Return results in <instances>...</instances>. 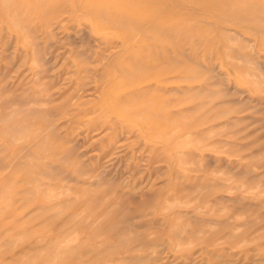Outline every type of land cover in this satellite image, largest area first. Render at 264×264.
Segmentation results:
<instances>
[{"label": "rangeland", "instance_id": "rangeland-1", "mask_svg": "<svg viewBox=\"0 0 264 264\" xmlns=\"http://www.w3.org/2000/svg\"><path fill=\"white\" fill-rule=\"evenodd\" d=\"M204 1L0 0V264H264V27Z\"/></svg>", "mask_w": 264, "mask_h": 264}, {"label": "bare ground", "instance_id": "bare-ground-1", "mask_svg": "<svg viewBox=\"0 0 264 264\" xmlns=\"http://www.w3.org/2000/svg\"><path fill=\"white\" fill-rule=\"evenodd\" d=\"M28 1V0H27ZM111 1V0H110ZM204 1V0H203ZM94 2V1H93ZM116 2V1H115ZM125 2V1H124ZM191 2V1H190ZM205 2V1H204ZM259 3V5L257 4V3ZM27 3H29V2H27ZM36 3H37V0H36ZM88 3V2H87ZM130 3V2H129ZM38 4V3H37ZM3 5V4H2ZM28 5H30V4H28ZM84 5V4H83ZM128 5V4H127ZM132 5V4H131ZM131 5L129 6V7H131ZM192 5V4H191ZM193 5H195V3H193ZM133 7H134V5H132ZM9 7H10V5H9ZM123 7V6H122ZM17 8V7H16ZM135 8H137V7H135ZM250 8H255V10L254 11H257V12H261V13H259L260 14V16H259V18L260 19H262V20H264V0H256V1H254L253 3H251V1H248V0H228L227 1V6L226 7H224L223 8V10H224V12H226L225 14L226 15H224V16H222L220 19L222 20V22H233V23H238L239 21L241 22V19H245V18H242L240 15H239V12H243V13H246V11H251V10H249ZM1 9V8H0ZM4 9V8H3ZM10 9V8H9ZM42 9V8H41ZM128 9H130V8H128ZM37 10V9H36ZM125 10H126V8H125ZM135 11H136V9H134ZM139 10V9H138ZM188 10H190V9H188ZM127 11V10H126ZM130 11V10H129ZM140 11V10H139ZM149 11V10H148ZM191 11V10H190ZM238 11V12H237ZM9 13H10V11H8ZM24 12V11H23ZM121 12H122V10H121ZM134 12V11H133ZM144 11H142V13H143ZM146 12V11H145ZM15 13V12H14ZM17 13V12H16ZM76 13V12H75ZM84 13V12H83ZM191 13V12H190ZM193 13H194V11H193ZM5 14V13H4ZM18 14V13H17ZM136 14V13H135ZM146 14V13H145ZM16 15V14H15ZM21 15H22V13H21ZM130 15H131V13H130ZM140 15V14H139ZM204 15V14H203ZM4 16V15H3ZM144 16V15H143ZM145 16H147V15H145ZM149 16V15H148ZM161 16V15H160ZM191 16H193V15H191ZM191 16H189V18L191 19ZM216 16V15H215ZM18 17H20V16H18ZM94 17V16H93ZM17 18V17H16ZM25 18V17H24ZM188 18V19H189ZM217 18V17H216ZM219 19V18H218ZM217 19V20H218ZM98 20V19H97ZM6 21V20H5ZM190 21V20H189ZM258 21V20H257ZM93 22V21H92ZM97 22V21H96ZM256 22V21H255ZM5 23V22H4ZM95 23V22H94ZM264 23V22H263ZM89 24V23H88ZM226 24H228V23H226ZM10 25V24H9ZM255 25V24H254ZM256 26V25H255ZM51 27V26H50ZM13 28H14V26H13ZM19 28V27H18ZM98 28V27H97ZM102 28V27H101ZM145 29V28H144ZM223 32H226V29H227V27H224V26H222L221 28H220ZM101 30V29H100ZM115 30V29H114ZM117 30V29H116ZM211 30V29H210ZM110 31V30H109ZM112 31H113V29H112ZM92 33V32H91ZM95 33V32H94ZM260 33H262L263 35H264V31L263 32H260ZM106 34H108V33H106ZM111 35V34H110ZM127 35V34H126ZM131 35H129V37H130ZM134 36V35H133ZM220 36L221 37H227V36H225L224 34H220ZM262 36V35H261ZM213 37V36H212ZM197 39V38H196ZM212 39V38H211ZM129 41V40H128ZM197 41H199V40H197ZM200 45V44H199ZM147 52V51H146ZM135 53V52H134ZM181 54V53H180ZM137 56V55H136ZM146 56V55H145ZM111 57V56H110ZM147 58V57H146ZM140 59V58H139ZM142 59V58H141ZM141 59L139 60V61H141ZM79 60V59H78ZM111 60V59H110ZM116 60V59H115ZM90 63V62H89ZM108 63V62H107ZM109 65V64H108ZM110 65H112L111 63H110ZM116 65V64H115ZM139 65V64H138ZM135 66H136V63H135ZM109 67H112V66H109ZM140 68L142 67V66H139ZM145 67H146V65H145ZM111 69V68H110ZM113 69V68H112ZM136 69V68H135ZM146 71H148V70H146ZM134 74V73H133ZM111 82V81H110ZM21 137V136H20ZM24 137V136H23ZM30 138V137H29Z\"/></svg>", "mask_w": 264, "mask_h": 264}, {"label": "crops", "instance_id": "crops-1", "mask_svg": "<svg viewBox=\"0 0 264 264\" xmlns=\"http://www.w3.org/2000/svg\"><path fill=\"white\" fill-rule=\"evenodd\" d=\"M227 1L228 0H224V2H225V4H223V8L224 7H226L227 6ZM248 1H251V3H253L254 1H256V0H248ZM257 3V2H256ZM258 5H259V3H257ZM249 10H251L250 12L249 11H246V13H243V12H239V15L242 17V18H245V19H241V22L240 23H248V24H251L250 23V21H253L254 22V24H256V26L254 25V24H252V25H254L255 27H256V29L258 28V29H262V27H264V20H262V19H260L259 18V16H260V14L259 13H261V12H257V11H254L255 10V8H250ZM238 12V11H237ZM223 13L225 14L226 12H224V10H223ZM226 15V14H225ZM258 20V21H257ZM256 21V22H255ZM257 23H258V25H257ZM261 29H260V31H261Z\"/></svg>", "mask_w": 264, "mask_h": 264}]
</instances>
